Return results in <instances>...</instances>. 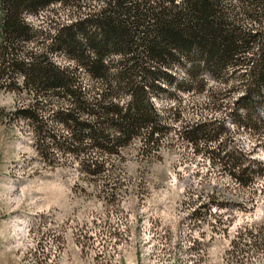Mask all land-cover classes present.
<instances>
[{
  "label": "trees",
  "instance_id": "obj_1",
  "mask_svg": "<svg viewBox=\"0 0 264 264\" xmlns=\"http://www.w3.org/2000/svg\"><path fill=\"white\" fill-rule=\"evenodd\" d=\"M0 11V87L16 98L0 118L24 121L43 164H73L86 182L107 185L114 180L98 174L134 141L154 156L180 139L239 182L252 176L224 116L182 110L219 108L240 89L228 114L254 127L264 0H0Z\"/></svg>",
  "mask_w": 264,
  "mask_h": 264
},
{
  "label": "rangeland",
  "instance_id": "obj_2",
  "mask_svg": "<svg viewBox=\"0 0 264 264\" xmlns=\"http://www.w3.org/2000/svg\"><path fill=\"white\" fill-rule=\"evenodd\" d=\"M240 93L182 117L224 116L228 140L256 166L245 183L180 139L154 156L134 141L98 174L114 182L88 183L73 164H43L24 121L1 117L0 264H264V105L253 128L236 124L228 111ZM15 102L0 87V108Z\"/></svg>",
  "mask_w": 264,
  "mask_h": 264
},
{
  "label": "built area",
  "instance_id": "obj_3",
  "mask_svg": "<svg viewBox=\"0 0 264 264\" xmlns=\"http://www.w3.org/2000/svg\"><path fill=\"white\" fill-rule=\"evenodd\" d=\"M246 254V253H245Z\"/></svg>",
  "mask_w": 264,
  "mask_h": 264
}]
</instances>
